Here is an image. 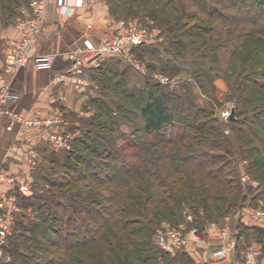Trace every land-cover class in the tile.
<instances>
[{
  "label": "trees",
  "instance_id": "obj_1",
  "mask_svg": "<svg viewBox=\"0 0 264 264\" xmlns=\"http://www.w3.org/2000/svg\"><path fill=\"white\" fill-rule=\"evenodd\" d=\"M132 1L108 0L111 15L119 18L113 12L118 5L113 6V3L123 2L129 4L126 9L130 16ZM195 1L201 11L214 14L210 11L212 8L207 9L208 0ZM212 1L222 8L237 10V4L231 6L228 0ZM20 4L21 0H0V20L15 16V9ZM241 6L255 11L254 14L241 17L237 10L233 15L214 16L222 24L220 32L223 25L244 23L251 27L239 34L240 46L231 49L232 57L240 48L264 47V0H245ZM228 39L220 42L214 38L217 49L224 46L226 49ZM232 39L234 37L231 38L234 41ZM112 58L121 60L117 57L109 60ZM106 65L104 63L96 71L88 70V76L93 78L95 72L103 75L112 70ZM144 86L145 99L134 102L136 111H124L128 119L139 120L132 131L142 132L144 136L133 147L126 141L123 146H112L109 140L98 135L85 134L82 139H77L76 148L83 149L73 148L65 153L69 174H54L57 177L51 181L44 178L48 188H41V194L18 199L23 210L33 209L38 213V221H41L38 226L44 230L37 233L38 226H23L16 222L15 233L8 238L4 249V255L11 253L16 258L11 256L6 261L0 257V264H159L160 254L168 257L167 264H180L184 260L187 264H207L196 263L185 252L174 256L163 252L157 249L154 241V251L143 256L134 239L144 232L153 236L159 226L156 210L165 220L173 222L174 213L185 206L194 215L196 227L203 228L206 223L220 221L229 215L235 217L236 223L232 226L241 227L238 212L253 188L249 184L243 187L231 158L237 151L247 152V156H243V159H249L245 173L258 184L260 192L257 195L264 198V108L231 121V125L237 127V138L233 141L207 124L210 118L204 110L191 101L180 103L179 100L178 108L185 106V116L182 120L177 119L181 127L168 136L169 128L174 126L170 101L178 98L162 94L157 86L148 83ZM205 86L204 83L203 90ZM91 101L103 116L113 119L112 114L96 104L97 100ZM243 139L253 146L242 148L239 141ZM132 148L133 152H126ZM258 196L251 199L260 207ZM261 226L259 231L264 233V226ZM21 229L36 233L41 241L33 243L32 237H25L22 232L20 235ZM20 247L28 252H18Z\"/></svg>",
  "mask_w": 264,
  "mask_h": 264
},
{
  "label": "rangeland",
  "instance_id": "obj_2",
  "mask_svg": "<svg viewBox=\"0 0 264 264\" xmlns=\"http://www.w3.org/2000/svg\"><path fill=\"white\" fill-rule=\"evenodd\" d=\"M228 1L231 6L237 4L236 8L241 17H249L255 12L249 11L246 6H241V3L245 0ZM122 3H113V6L118 5L113 9V12L119 18L115 19L116 28L108 32L117 31L120 23L128 26L129 23L133 22L138 27L146 28L148 31L156 30V37L152 42L142 44L132 51L133 63L122 59L120 61L114 58L109 60L110 57H107L99 67L85 70L83 76L89 86L83 93L71 86L77 96L83 95V97H76L73 105L58 109L56 112L42 118L29 117V120L32 121H48L51 119L52 124L47 126L21 124V133L25 134L28 131L30 132V137L21 139V159L16 158L17 163L21 166V175L18 174L16 175L17 177L10 176L14 178L13 183H11L10 197L15 200L18 210L13 212L11 216L9 237L15 233L13 228L16 222L19 225L22 223L23 226H38L41 223V221H38L39 215L37 212L33 211V209L25 211L21 208V202H18V199L24 195L18 191L19 184L27 186L31 191L29 197L32 198L34 194L43 192L41 188H44V190L48 188L45 180H54L57 177L54 174L60 176L68 175L69 170L65 167V153L73 148L78 151L83 149L80 146L76 148L75 141L77 139H82L85 134H89L103 137L106 141L109 140L112 146H123L125 141L131 146L135 143L137 144L138 139L144 136L142 132L132 131L134 123L138 124L139 120H134L132 117L128 119L124 111H136L134 102L137 103L145 99L144 84L148 83L157 86L158 91L162 94L171 95L174 99L178 98L176 101H170L174 126L169 128L168 136L174 134L181 127L177 119L180 117L182 120L185 116L186 108L185 106L178 108L177 101L179 102V100L180 103L184 100L191 101L197 108L204 110L210 118L207 124L214 126L219 132L229 136L233 141L237 138V127H233L231 121L237 118L240 119L242 115L252 114L262 107L264 108V47L240 48L232 57L230 54L231 49H236V47L240 46L241 41L237 39L239 34L250 30L251 27L244 23L233 26L223 25L224 28L220 32L219 28L222 24L218 18L214 17L215 14L223 16L233 15L237 12L236 9L232 7L228 9L222 8L216 2L213 4L212 0H208L207 9L212 8L210 11L214 12V14H207L201 11L195 0H133L132 4L129 2L132 5V14L127 16L126 8L129 7V4L124 5ZM216 37L220 42L230 38L228 41L226 40V49H224L225 46L222 49L220 47L217 49L218 43L214 41ZM233 37L234 39L232 40L234 41H231ZM104 63H107L106 66H110L112 70L104 72L103 75L95 72L93 78L88 76V70L96 71ZM160 77L165 78L164 83L159 81ZM204 83L206 84L205 90H203ZM91 100H97L96 104L104 108L105 112L108 111L112 114L113 119L103 116L97 106L92 105ZM231 110L234 111L233 120L230 119ZM51 135L63 138L62 141L66 146H59L53 141H49ZM65 138L67 139L65 140ZM30 139L33 141L35 139L38 142L33 145V141V144L27 141ZM239 142L244 149H249L253 146L247 139ZM16 145L19 144L17 143ZM133 151L134 149L132 148L126 152L131 153ZM31 152H34L38 158L35 166L28 159V155ZM243 156H247V152L241 153L237 151L231 158L233 161L232 167H235L240 173V181L242 174L247 177L246 181H241L243 187L249 184L253 188V192L247 194L246 201L241 209L245 206L258 208L252 203L251 199L254 196H258L257 194L260 192L258 184L252 182L245 173L249 159H243ZM251 157H254V155ZM37 175L38 178L35 179ZM257 204L260 206L259 208L264 209V198L258 196ZM172 208L174 209V207ZM183 211H187L194 221V215L185 206L174 213L173 222L165 220L162 214L156 210V223H159V226L166 222L175 225L186 224L183 218ZM229 217L232 218V223H236L234 215H229ZM248 217L250 220L264 226L259 220H254L251 216ZM222 220L216 222L218 226L223 224ZM211 222L203 225V228L198 227L201 232L206 234L208 239L217 238L213 236L212 232H209L208 225ZM232 223L230 226L231 234L236 238V227L232 226ZM42 230L44 228L38 226L37 233ZM21 232L25 234V237H32L33 243L36 240H40L36 233L33 234L24 229L20 230V235ZM47 234L50 237L53 236L51 233ZM134 240L138 243V248L141 249L143 256L153 252L155 249L154 233L153 236L151 234L149 236L147 232H144L143 235H139ZM250 244L252 243L245 242L240 246L242 257ZM238 245L237 239V247ZM9 246L10 248L12 247L11 245ZM236 250L237 248L235 252ZM18 252L27 253L28 251L26 248L20 247ZM260 252L262 251L260 250ZM185 253L192 257H197L193 252ZM11 256L16 258L11 253L2 257L10 259ZM205 260L208 262L207 259ZM158 262L159 264H167L168 257H161L160 254ZM239 262H242V258ZM169 264H177V262Z\"/></svg>",
  "mask_w": 264,
  "mask_h": 264
},
{
  "label": "built area",
  "instance_id": "obj_3",
  "mask_svg": "<svg viewBox=\"0 0 264 264\" xmlns=\"http://www.w3.org/2000/svg\"><path fill=\"white\" fill-rule=\"evenodd\" d=\"M54 4L61 16H66L73 11H77L84 5V0H30L29 7L31 15L20 19L16 23L20 40L13 43L10 52L6 55L3 70H0V120L7 119V130L11 131L16 125L47 126L52 124V120L39 121L29 120L27 116L15 111L17 96L12 92L10 82L5 74H13L20 69L31 67L34 70H51L58 57H64L71 61L60 74L55 75L51 83L53 85L63 84L72 86L79 92H85L89 83L84 78L87 69L97 68L107 57H117L126 62L133 63V50L142 44L150 43L156 37V30L148 31L141 28L136 23H129L125 26L120 23L115 32H105L97 40L93 41L88 37L83 38L81 47L64 53H42L33 54L30 46L36 35L41 31L44 16L48 4ZM90 28V26H89ZM159 81L164 83L165 78L160 77ZM63 138L51 135L49 141L56 145L66 146ZM67 138H65L66 140ZM66 142V141H65ZM68 148V146H67ZM10 153L17 159H21V146L13 144ZM29 162L34 166L38 160L36 154L31 152L28 155ZM247 177L241 175V181H246ZM14 178L0 173V182L13 183ZM18 191L25 197L31 195L27 186L19 184ZM17 204L10 196H0V257L4 256V249L10 236V223L12 214L16 212ZM238 215H248L254 220H259L264 224V209L244 207ZM183 224L163 223L154 231V241L163 252L174 255L178 252H204L207 260H225L235 253L237 239L231 234L232 218H223L222 225L211 222L208 225L209 232L217 237L219 242L215 248H209L210 242L206 234L194 226L193 218L187 211H183ZM260 249L255 244L247 246L242 257V262L237 264H255L260 257ZM6 258V257H5ZM5 260H9L6 258Z\"/></svg>",
  "mask_w": 264,
  "mask_h": 264
},
{
  "label": "crops",
  "instance_id": "obj_4",
  "mask_svg": "<svg viewBox=\"0 0 264 264\" xmlns=\"http://www.w3.org/2000/svg\"><path fill=\"white\" fill-rule=\"evenodd\" d=\"M21 0L19 7L15 9V16L6 20H0V70L5 65L6 55L10 52L12 44L20 40L16 23L31 15L29 7L30 0ZM28 2V3H27ZM26 3V4H25ZM90 26V28H89ZM116 28L115 18L112 17L107 0H84V5L77 11H73L66 16H61L54 4L47 6L41 31L36 35L30 46L33 54L42 53H64L81 47L85 37L95 41L102 34ZM71 64L70 60L58 57L51 70H34L31 67L23 68L13 74H5L10 82L12 92L17 96L15 111L27 117H45L58 109L68 107L75 102L77 96L70 85H53L52 78L60 74ZM8 120H0V173L5 176L21 175V166L16 158L10 153L13 144L21 145V139L30 137V132L21 133V126L16 125L11 131L7 130ZM38 140V139H37ZM32 143V139L27 140ZM38 141H33V145ZM11 184L0 182V196H10ZM241 227L236 226V238L239 245L236 252L225 260H207L204 252L189 258L196 263L207 264H237L242 258L240 246L245 242L257 245L262 255L256 264H264V233L260 232L261 224L249 219L246 215H241ZM218 238H210L209 248L218 245ZM187 260L180 264H187Z\"/></svg>",
  "mask_w": 264,
  "mask_h": 264
},
{
  "label": "water",
  "instance_id": "obj_5",
  "mask_svg": "<svg viewBox=\"0 0 264 264\" xmlns=\"http://www.w3.org/2000/svg\"><path fill=\"white\" fill-rule=\"evenodd\" d=\"M233 115H234V111H233V110H231V113H230V119H231V120H233V119H234V116H233Z\"/></svg>",
  "mask_w": 264,
  "mask_h": 264
}]
</instances>
